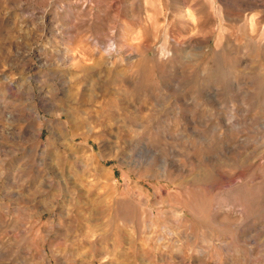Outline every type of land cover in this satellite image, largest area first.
Listing matches in <instances>:
<instances>
[{
  "label": "rangeland",
  "instance_id": "obj_1",
  "mask_svg": "<svg viewBox=\"0 0 264 264\" xmlns=\"http://www.w3.org/2000/svg\"><path fill=\"white\" fill-rule=\"evenodd\" d=\"M0 264H264V0H0Z\"/></svg>",
  "mask_w": 264,
  "mask_h": 264
}]
</instances>
